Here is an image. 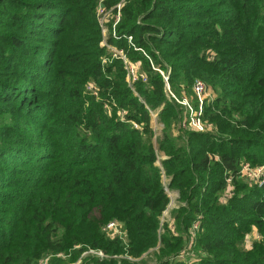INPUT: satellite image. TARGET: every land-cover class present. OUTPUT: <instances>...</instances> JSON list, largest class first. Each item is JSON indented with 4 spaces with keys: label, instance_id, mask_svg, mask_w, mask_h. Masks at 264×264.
<instances>
[{
    "label": "trees",
    "instance_id": "obj_1",
    "mask_svg": "<svg viewBox=\"0 0 264 264\" xmlns=\"http://www.w3.org/2000/svg\"><path fill=\"white\" fill-rule=\"evenodd\" d=\"M120 1L134 88L99 0H0V264H264V183L241 171L264 165V0H122L113 35ZM195 79L205 130L168 93L198 109ZM163 173L181 201L158 234Z\"/></svg>",
    "mask_w": 264,
    "mask_h": 264
},
{
    "label": "built area",
    "instance_id": "obj_2",
    "mask_svg": "<svg viewBox=\"0 0 264 264\" xmlns=\"http://www.w3.org/2000/svg\"><path fill=\"white\" fill-rule=\"evenodd\" d=\"M103 0H99L98 5H97V16L102 28V42L103 44H105L111 51L113 55H117L120 56L124 62V66L126 68V79L128 81V84L130 87L134 88V81L136 79H138L139 77H141L143 80L146 78L143 73L141 71H139L138 69V64L132 60L127 59L124 50L122 48H116L114 45L109 44L107 42V36H108V32L109 30V26L107 24V26L105 25V21L108 17V14L110 9H107L103 4H102ZM122 4V0L118 3L115 4V6L117 7V12L115 13V20L112 23V34L115 35V25L118 22L119 18H120V13H119V8ZM105 29L107 30V34L105 33ZM128 41L131 42V35H128ZM132 43V42H131ZM138 49H141L140 47H135ZM161 71V70H160ZM162 73V71H161ZM165 79L166 76H165ZM88 87H91L90 85H88ZM193 88L194 91L197 95L198 101H199V105H198V109H195L187 100V98H182L181 101L182 103L187 105V108L189 109V116L187 119H183L181 121L182 125H188V127H191L193 129L196 130H204L206 128H210L211 124L207 121L202 120L200 114H201V104L203 101L204 96L207 94L206 90H205V84L201 79H195L193 82ZM169 89V88H168ZM171 92V91H170ZM171 94L174 96V94L171 92ZM175 97V96H174ZM180 101V102H181ZM125 112V110L123 111V113ZM156 112V111H155ZM150 113L152 114V116H155L156 114L150 110ZM134 125H137V123H134ZM166 157V155L160 151L157 155V162L160 164V158ZM242 173L244 175L247 176L248 179L253 180L254 182H257V184L261 185L262 183H264V165H257V166H251L249 165V163H243L242 165ZM229 180V178H228ZM162 181L164 184V190L167 193L169 200L167 203L166 208L163 210V212H167L170 208H173L175 206L178 205V203L175 202L176 199H178V191L174 188H171L168 185V176H166L165 173L162 174ZM198 220L194 221L192 224V229H195L198 225ZM112 222H108V224H111ZM101 255L102 252L98 251ZM39 264H45L44 259H41L39 261Z\"/></svg>",
    "mask_w": 264,
    "mask_h": 264
},
{
    "label": "rangeland",
    "instance_id": "obj_3",
    "mask_svg": "<svg viewBox=\"0 0 264 264\" xmlns=\"http://www.w3.org/2000/svg\"><path fill=\"white\" fill-rule=\"evenodd\" d=\"M110 17V15L108 14V17H107V19H106V21H105V25L107 26V24H108V21H109V18ZM105 33L107 34V30L105 29ZM108 48V47H107ZM109 49V48H108ZM110 50V49H109ZM111 51V50H110ZM113 51V50H112ZM138 64V63H137ZM139 65V64H138ZM92 82V81H91ZM90 85H92V84H95L94 82H92V84L91 83H89ZM134 84V83H133ZM174 94V96L171 94V92ZM168 93H169V95L171 96V97H174L177 101H181V99H179L176 95H175V93L171 90V89H168ZM182 98H184V97H182ZM185 98H187V100L189 99L187 96L185 97ZM182 102V101H181ZM186 105V104H185ZM158 109H160V108H157V110ZM151 111H153V110H151ZM156 115L155 116H152V114H151V125H152V128L154 129V133H156V135H158V134H160V132H161V129H162V127H163V123H162V121H160L158 118H157V113L155 112V111H153ZM184 117V116H183ZM211 124V123H210ZM211 126H212V124H211ZM210 126V127H211ZM176 128V125H175V123H174V125H173V128ZM174 128V129H175ZM205 130V129H204ZM174 131H176V129L174 130ZM153 139H155V136H153ZM160 151H157V155H158V153H159ZM242 171V170H241ZM181 200L180 199H176L175 200V202L176 203H179ZM171 210H172V208H170L167 212H161V214L159 215V222H158V227H157V233L158 234H161L163 231H164V227H163V224H164V222H169L170 221V219H171V217H172V215H171ZM110 222H112L111 224H108V226L107 225H105V227H107L106 229L108 230V232H107V234H108V236H111L112 237V235H114V234H116V233H120L121 231L119 230V222L116 220H112V221H110ZM249 238V241H250V239H253L254 237H259V234H257V232L255 231V233H254V231L253 232H251V233H249L248 235H247ZM123 237H124V235H123ZM190 248H191V245H190V243H186L182 248H181V251H180V256L181 257H183V256H185V257H188V256H190V255H193L194 253H192L191 251H189L190 250ZM156 250H157V248H155V249H152L151 247L150 248H148L145 252H143L142 254H141V256L140 257H142L143 256V260L144 261H148V263H150V262H152V261H156ZM98 251H100V250H96V249H94V248H91V247H89V248H87L85 251H84V253H82L80 256H79V258L76 260V261H74V262H72V263H70V262H68L67 264H77V263H79L80 262V260L84 257V256H82V255H84V254H86V253H88V252H90V253H95V254H98V255H101ZM190 254V255H189ZM56 255H59V256H61L62 258H66L67 257V255H65V254H63V253H59V254H56ZM46 257H43V258H41V259H44V261H45V264H49V256L48 255H45ZM139 258V257H138ZM40 259V260H41Z\"/></svg>",
    "mask_w": 264,
    "mask_h": 264
}]
</instances>
